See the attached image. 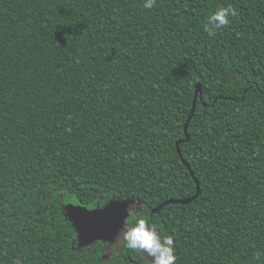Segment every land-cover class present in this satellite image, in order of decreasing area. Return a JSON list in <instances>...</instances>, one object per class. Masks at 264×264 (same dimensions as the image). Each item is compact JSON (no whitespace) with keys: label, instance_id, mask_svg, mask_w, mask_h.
Listing matches in <instances>:
<instances>
[{"label":"trees","instance_id":"1","mask_svg":"<svg viewBox=\"0 0 264 264\" xmlns=\"http://www.w3.org/2000/svg\"><path fill=\"white\" fill-rule=\"evenodd\" d=\"M143 3L0 0V264H146L78 246L65 205L114 201L176 264H264V0Z\"/></svg>","mask_w":264,"mask_h":264},{"label":"clouds","instance_id":"2","mask_svg":"<svg viewBox=\"0 0 264 264\" xmlns=\"http://www.w3.org/2000/svg\"><path fill=\"white\" fill-rule=\"evenodd\" d=\"M157 0H144L143 7L151 10ZM233 7H219L210 15L204 28L210 37L230 24V17L235 16ZM143 204H132L127 209L128 217L135 213L129 223H124L118 233L115 242L106 244L105 255H111L118 251L121 246L137 252L145 258L146 264H176L175 242L173 235L161 236L157 228L146 219L140 218V210ZM139 209V210H137ZM151 258V259H149Z\"/></svg>","mask_w":264,"mask_h":264},{"label":"water","instance_id":"3","mask_svg":"<svg viewBox=\"0 0 264 264\" xmlns=\"http://www.w3.org/2000/svg\"><path fill=\"white\" fill-rule=\"evenodd\" d=\"M201 98V86L196 85L195 95L193 98V106L191 113L187 118L184 125L185 139L179 140L176 143L177 154L180 156L179 145L182 142L189 140V134L187 133L188 124L193 116L195 110L196 100ZM183 161V160H182ZM185 166L189 169L188 165ZM190 172V171H189ZM192 175V173L190 172ZM196 182V181H195ZM197 192L195 196L186 200H167L157 207L153 208L150 212V216L159 213V211L166 205H186L193 201L199 194V186L196 182ZM129 202L114 201L102 209L93 208L88 209L80 204L68 203L65 205L66 217L72 222L76 229V239L78 246H88L96 241L109 242L115 238V236L122 229L126 219L128 218L127 204ZM107 258V256H105Z\"/></svg>","mask_w":264,"mask_h":264}]
</instances>
